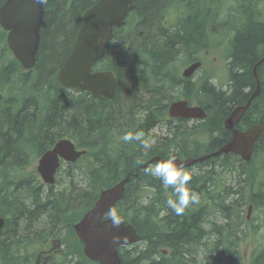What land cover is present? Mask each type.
<instances>
[{"label":"trees","instance_id":"obj_1","mask_svg":"<svg viewBox=\"0 0 264 264\" xmlns=\"http://www.w3.org/2000/svg\"><path fill=\"white\" fill-rule=\"evenodd\" d=\"M3 1L0 0V5ZM95 1L46 0V25L41 30L37 61L27 72H22L19 63L9 55L2 31L4 46L0 47V89L4 97L0 101V215L4 217L11 213L14 221L11 224L8 218L0 229V264H26L39 230L45 229L50 233L61 223L69 222L71 219L68 217L73 214V208L69 209L72 204L73 207L84 204L81 211L83 215L95 201L99 188L114 184L122 178L118 177L121 172L126 175L137 171L138 176L131 178L123 198L113 210L120 218L132 223L141 236V241L134 244L131 251L119 250L122 264H183L199 249V244H203L199 237L208 234L202 224H198L199 220H204L214 211H225L226 206L221 198L228 194L223 193L226 187L222 191L220 182L214 177L213 172L216 171L213 166L210 171L181 170L191 176L187 187L199 195V203H190L183 214L177 215L167 205V200L176 199L172 188L165 187L160 178L145 172L151 166L141 168V164L155 155L163 160L170 156L180 159L196 157L202 153L201 149H204L203 153H210L226 141L229 132L224 129L222 118L233 105L245 102V95L254 89L251 67L264 54V23H251L245 29V23L242 22L245 17L242 6L244 0H233L234 5L239 6L234 9L238 28L232 44V69L228 75L227 90L208 87L202 89L199 95L195 93L198 104L205 109L209 119L198 121V125L182 132L171 130L143 150L139 141L125 142L123 135L143 131L145 138L149 139L147 132L159 121L170 122L171 119L158 118L163 116V107L159 105L158 99L166 94L163 88L168 83L166 75L169 74L172 79L175 71L168 68L164 73V65L174 62L179 52L196 53L204 47V40L207 41L205 38L209 37L210 31L211 19L208 16L214 12H210L209 7L198 9V5L205 1L220 5L221 0H176L185 6L186 14L183 9L173 7L176 5L173 0H135L129 17L135 16V20L130 23L134 25L133 28L126 37L120 33L121 29L114 28L113 38L102 60L111 58L107 63L109 65L100 60L94 66L95 69L111 70L116 77L114 97H103L101 101L89 98L85 91L60 88L55 82L56 71L73 44L79 17ZM169 8L175 22L170 26L163 21L164 10L167 12ZM125 55L127 58L124 61ZM118 59L123 62L116 67ZM263 70L264 63L257 71L260 92L238 123L241 129L255 122L264 126V116L260 115L261 111L264 112ZM20 87H26L27 98L18 92ZM11 90L16 92L11 93ZM179 94L194 96V92L189 89ZM142 110L146 111L145 117H136ZM62 137L72 139L77 148L86 149L90 167L83 173L88 176V188L81 186L76 189L73 186L70 189L66 183L65 189L44 194L38 186L33 190L29 188L32 181L28 174L22 179L11 178L18 172L20 174L32 158L39 156L37 154L50 148L55 140ZM200 139L205 141L200 142ZM103 142L107 143L106 148ZM262 152L264 133L255 144L253 157ZM214 162H218L224 171H232L237 169L236 162L245 167L252 164L253 160L243 162L235 154L228 153L193 166L203 168ZM60 171L70 176L67 168ZM73 176H76L75 172ZM136 183L151 192L149 200L141 199L142 204H134L133 201V186ZM217 198L220 200L215 201ZM261 198L263 194L260 189L250 195V201L259 203V206L264 204ZM163 211L166 212V216L161 218L164 223L158 226L152 223L151 218ZM37 212L38 217L35 215ZM231 233L227 230L220 237V240H227V243L222 244L226 263L244 264ZM70 239L65 255L76 251L80 253L81 243L76 239L73 243L71 236ZM161 247H168L169 253L165 255L160 252ZM206 249L220 256L218 248ZM74 264L80 263L75 261ZM248 264H264V248L253 251Z\"/></svg>","mask_w":264,"mask_h":264},{"label":"water","instance_id":"obj_2","mask_svg":"<svg viewBox=\"0 0 264 264\" xmlns=\"http://www.w3.org/2000/svg\"><path fill=\"white\" fill-rule=\"evenodd\" d=\"M134 1L97 0L94 5L82 12L74 43L56 72L58 86L64 89L85 90L97 99L114 97L116 78L113 72L93 71L92 66L105 56L108 44L113 37V28H120L123 25L129 11L133 8ZM44 13V3H40L39 0H5L0 6V26L7 31V46L24 71L33 68L36 63L40 30L46 25ZM263 63L264 55L252 67V76L255 81L253 92L245 103L237 105L223 121L224 127L229 131L226 141L210 153L196 157L188 156L184 159L175 158V163L180 170L228 153L237 155L243 162L251 160L254 145L264 132V126L261 123H254L242 131L235 125L260 92L257 67ZM200 64V62H194L186 67L182 72L183 77L191 76ZM2 98L0 91V101ZM169 115L184 118L206 117L205 111L200 106H189L186 100L172 102ZM85 153L84 149L77 150L71 140L59 139L51 149L40 156L36 171L44 183L54 184V174L59 166V160L74 162ZM159 161H163L160 156H153L142 165V168ZM134 176H137V172H129L112 186L101 188L91 207L72 224L76 236L83 243L85 258L98 264H122L118 247L141 240L140 234L132 223H125L120 219V227L115 228L107 217L109 210H112L118 200L123 198L126 185ZM250 209L251 205L248 207L247 217ZM3 226L4 218L0 216V228ZM114 237L120 238L118 244L113 243Z\"/></svg>","mask_w":264,"mask_h":264},{"label":"rangeland","instance_id":"obj_3","mask_svg":"<svg viewBox=\"0 0 264 264\" xmlns=\"http://www.w3.org/2000/svg\"><path fill=\"white\" fill-rule=\"evenodd\" d=\"M172 0H168V2H171ZM175 1L176 5H173L174 8L177 9H182L183 4H178L176 0ZM172 1V2H173ZM256 1V2H254ZM167 2V4H168ZM235 2V1H234ZM233 0H223V7L220 12H227L228 9H230V6L233 7L234 9H237L239 6L234 5ZM258 0H244L242 2V6L245 9V4H251L253 7L256 6V3ZM255 3V4H254ZM171 5V4H169ZM200 8L205 7L207 8L208 6L211 7L212 5L216 6L212 2L205 1L203 3H200ZM198 5V6H199ZM167 6V5H165ZM221 6V5H220ZM164 8V7H163ZM198 8V9H200ZM218 7H215V12ZM231 8V9H233ZM86 9V8H85ZM84 9V10H85ZM214 12V9H212ZM163 12V11H162ZM164 15H163V21H167V25H173V13H171L170 8L167 9V12L164 10ZM245 12V11H244ZM257 11H253V14H256ZM184 13L186 14V10H184ZM131 14V13H130ZM129 14V15H130ZM170 17V19H169ZM224 18V17H223ZM133 20H135V16H132L127 20V24L121 28L120 33L123 36H127L129 34V31L133 28V24H130ZM172 20V21H171ZM217 30L218 32L224 31V26L222 24H217ZM2 30L0 28V47L4 46V43L2 42ZM209 37L205 38L208 39ZM204 47L209 48L211 53L213 55H218L217 51L214 49V44H206V42L203 43ZM194 54L193 52L187 53H178L176 56V59L174 62H172L169 65V68H173L176 70L175 72L178 71V69L182 68L189 60V56ZM122 57V56H121ZM125 58H127V55L123 56V60L125 61ZM111 58H107L105 61H102L103 64L109 65L107 63L110 62ZM123 61H120L118 59L116 61V67ZM166 65H164L165 67ZM20 70L22 71L21 67L19 66ZM166 69V67H165ZM224 70V69H223ZM222 69H218L216 72V78L213 79L214 83L216 86H218L219 89L227 90V85H228V74H226ZM23 72V71H22ZM167 72V70L164 71V73ZM163 73V74H164ZM205 71L201 72V75L204 74ZM263 76H264V70H263ZM190 77V76H189ZM187 78V77H186ZM192 85V84H191ZM16 90H11V93H15ZM18 92L23 94V98H27V89L26 87H20L18 89ZM186 92V91H185ZM195 93L198 95L200 94L197 90H194ZM169 94V93H168ZM178 92L174 91L172 94V99L177 95ZM180 95V94H179ZM192 97V96H188ZM164 98H161L159 100V105H162L166 103ZM143 100V97H142ZM193 102H197L196 95L194 94V98H192ZM30 105V103H28ZM158 106H156L157 108ZM146 113L145 110H142L141 112H138L136 114V117H141ZM261 116H264V112H260ZM135 117V116H134ZM256 118V117H255ZM198 122V121H197ZM196 122V123H197ZM194 124V121H187V122H181V121H171L167 122L166 120L159 121L152 129H150L147 132V135L149 137L150 145L158 141L161 137L167 135V133L170 130L174 131H184V129H190L192 125ZM198 125V124H196ZM94 136V135H91ZM208 139V137H205ZM205 141L204 139H200V142ZM102 145V143H101ZM103 145L107 146V143L103 142ZM143 150H145L143 148ZM204 149H201L200 152L201 154H204L203 151ZM200 154V155H201ZM148 159V158H147ZM146 159V160H147ZM35 159L30 160V168L24 169L20 174L19 172L11 176V178H17V179H22L24 178L27 174L29 178H33L34 173L36 171V163L34 162ZM77 160V161H76ZM74 163H68L65 168L68 169V172L70 176L68 175H63L62 171H59L56 175V183L52 185V191L53 193H57L58 191H61L62 189H65V183H67V186L72 189L73 186H75L76 189H78L81 186H84L85 188L89 187V179L88 176L83 173V171H87V168L90 167V159L89 157L85 155H81L78 159H76ZM143 161L142 165L146 162ZM253 162L249 166H241L240 162H236L235 166L237 169L228 171V170H223L221 167L218 166V162H214V164H211V166H205L203 168H198V167H191L188 171L189 172H195V171H204V170H211V167L213 166L214 171L213 175L215 174L214 177H216V180L220 182L222 191L223 188L226 187L224 194V198L222 197L223 205L225 207V211H212L210 215L205 216V219L202 220V227L206 234V236L201 237V243L205 244L206 246L204 247L203 244L202 246L194 253L191 254L188 260H185L188 264H193L194 261H196V264L200 263H208V264H227L225 255L226 253L222 252V244L227 243V240L224 238L220 240L221 234L223 237V234L225 235L227 233V230L231 233L233 231V237L232 240H235L236 242V248L239 250L241 256L243 257V262L244 264H248V261L250 259V255L252 254L253 251L256 249H262L264 248V204L259 206V203H253L250 201V195L253 192H257L259 189L262 190L263 198L262 201L264 202V168L262 167V163H264V152L259 153L253 157ZM153 164L152 166H154ZM145 166L144 168H146ZM244 171V172H243ZM74 172L76 176L74 177ZM137 172V171H136ZM124 173L121 172V175L119 174L118 177H123ZM110 176V175H109ZM125 176V175H124ZM138 176V172H137ZM136 176V177H137ZM117 177V175H116ZM135 177V176H134ZM35 182H31L29 188L30 189H35L36 187ZM141 187L140 183H136V185L133 186V191L135 198L133 199L134 204L135 203H141L142 200H149L151 197V192L149 189L145 187ZM73 188V189H75ZM103 187H100L101 189ZM44 194L49 193V187L45 188H40ZM75 189V190H76ZM74 190V191H75ZM223 196V195H222ZM142 199V200H141ZM220 200V198H217L215 201ZM7 200H10L9 198ZM48 200V199H47ZM142 204V203H141ZM251 205V209L249 212V216L245 219V216L247 215V210L248 207ZM72 210L73 208V214L72 216L68 217L72 221L78 219L81 216V211L82 208H84V204L76 205V207H73V204L70 205ZM39 213H35L37 217ZM45 214V213H44ZM228 214V216H227ZM10 219V223L13 224L14 218L12 219V214L8 215ZM42 217V216H40ZM22 218V217H21ZM73 218V219H72ZM65 224V223H63ZM214 228V229H213ZM227 229V230H226ZM57 230V227L53 228L52 232H46L44 230H39V234H37L36 237H34L35 242L31 246V251L30 254L28 255V261L27 264H31L33 261V256L37 252L38 248L43 247L45 245H48L50 242L51 238H57V237H62L64 243L69 244L70 235L73 238V243L75 242V234L70 226H65L59 228V230L55 233ZM63 230L62 235H58V233ZM55 233V234H54ZM77 240V239H76ZM224 246V245H223ZM207 248H218L217 250L221 251L220 256H217L216 252L210 253L208 252ZM234 247V246H233ZM35 252V253H34ZM75 261H78L80 264H96L88 259L85 258V254L81 250L80 253L76 251V253H67V255H57L54 259L52 264H74ZM36 263H38V260L36 259ZM186 263V264H187ZM233 264V263H230Z\"/></svg>","mask_w":264,"mask_h":264},{"label":"flooded vegetation","instance_id":"obj_4","mask_svg":"<svg viewBox=\"0 0 264 264\" xmlns=\"http://www.w3.org/2000/svg\"><path fill=\"white\" fill-rule=\"evenodd\" d=\"M254 2H256V1H254ZM215 5L218 7L216 9V12H215L216 6H214V5H212L211 7L208 6L210 8V12H212V9H214V13L212 15L208 16L211 19V23L209 24V27H210L209 30L210 31H208L209 38L207 39V41L204 40V42H206V44H214L213 47L217 51L218 55H216V56L213 55L209 48L203 47L198 52L190 55L188 62L182 68L178 69L177 72H175L176 70L174 71V73L172 74L173 75L172 79H170L169 74L166 75V80L168 83L163 87L166 94L162 97V98H164L163 100H165L166 103L162 104V107L164 108V109L163 108L161 109V110H163V116L158 117L159 119H168V120L171 119L170 122L176 121V120L179 121V119H181V122L194 121L193 125L196 124L197 120H183V119H209L208 115H206V117H204V118H184V117H177V116L171 117L169 115V107H170V104L172 102L179 101V100H186L189 106H200L198 103L192 101V98H194V96L188 97V96L179 95V92L184 91V90L186 91V89H189L192 92H194V90H197L200 93L202 91V89H205L208 87L218 88V86L213 84L214 83L213 79L216 78V74H217L216 71L218 69H222V70L224 69L225 71L224 70L223 71L228 75L231 72L230 70L232 68L230 66V61L232 58L231 57L232 56V46H233L232 44L234 41V37L237 33L236 28H238L236 23H235V20H234V17H235L234 12H236V11H234V8L230 6V9H228L227 12H223V13L220 12L222 10L223 5H224L223 0H221V2H220L221 6L218 3ZM182 6H183L182 7L183 10L182 9H180V10H182L184 13L185 6L184 5H182ZM198 8H200V5L198 6ZM231 8H233V9H231ZM253 11H257L256 12L257 15L253 14ZM173 16H174V14H173ZM242 22L245 23V29H247L251 23H256V24L264 23V0H258L255 7H253L251 4L246 3L245 4V17L243 16ZM164 24H167V21H165ZM217 24H222L224 26V31L218 32ZM200 38H199V40H200ZM197 61L201 63L200 66L192 73V75L190 77H187V78L183 77V75H182L183 70L186 67H188L190 64L197 62ZM165 67H166V70H168L169 65L168 66L166 65ZM102 70H104V68ZM234 70H239V69L234 68ZM202 71H205V73L201 75ZM174 91L178 92V94H177L178 96H175L172 99V94L174 93ZM252 92H253V90H252ZM86 93H87L89 98H93L97 101H101V98L96 99V98L92 97V95L89 92H86ZM251 93L248 92L245 95V100L250 96ZM194 94H195V92H194ZM159 100L160 99H158V101ZM237 105H239V104L233 105V107L230 109L229 113ZM228 114L222 119H225L228 116ZM145 115H146V113L141 117H145ZM41 153L42 152H40L39 154H41ZM191 167H188V168H191ZM36 178L38 180H40L37 176H36ZM32 181L35 182L38 187H42V184H40L38 181H36L34 179H32ZM164 216H166V212H164V211L160 212V213H158V215H155L151 218V222L155 223L157 226L161 225L164 223L161 220V218ZM107 217H108V215H107ZM198 224L201 226L202 222L199 220ZM57 231H58V229L55 231V233ZM60 239H61V244H62L63 248L65 249L66 245H65L62 237H60ZM199 241L201 242L200 237H199ZM47 246H45V247H47ZM201 246L202 245L199 244V248ZM131 247H132V245H123V246H120L118 248V251L123 250V249H129L131 251V249H132ZM52 249H53V252H56L58 248L52 247ZM58 251H61V250L58 249ZM159 251L164 253L165 255H167L169 253V248L168 247H161L159 249ZM58 255H65V252L63 254L60 253ZM48 256H49V253L46 252V254L41 257L40 264H52L53 259L57 256V254H55L51 260ZM186 263H187L186 261L183 262V264H186ZM193 264H196V261H194Z\"/></svg>","mask_w":264,"mask_h":264},{"label":"clouds","instance_id":"obj_5","mask_svg":"<svg viewBox=\"0 0 264 264\" xmlns=\"http://www.w3.org/2000/svg\"><path fill=\"white\" fill-rule=\"evenodd\" d=\"M39 2L46 3V0H39ZM122 139L125 142L139 141L143 148H149L151 146L149 139L145 138V133L143 131H138L136 133L127 132L123 135ZM145 172L153 177L160 178L165 187L172 188L176 199L167 200V205L177 215L183 214L190 203H199V195L194 191H190L187 187L188 182L191 180V176L186 172H182L177 167L174 156H170L166 160L155 163L154 166L146 168ZM108 218L111 220L113 227H120L121 220L115 210H109ZM119 241V237H114L113 243L118 244Z\"/></svg>","mask_w":264,"mask_h":264},{"label":"bare ground","instance_id":"obj_6","mask_svg":"<svg viewBox=\"0 0 264 264\" xmlns=\"http://www.w3.org/2000/svg\"><path fill=\"white\" fill-rule=\"evenodd\" d=\"M1 176H2V175H1ZM26 199H27V198H26ZM28 233H29V232H28ZM28 240H29V239H28ZM28 240H27V241H28ZM24 241H25V240H24ZM33 242H34V241H33ZM22 248H23V247H22Z\"/></svg>","mask_w":264,"mask_h":264}]
</instances>
